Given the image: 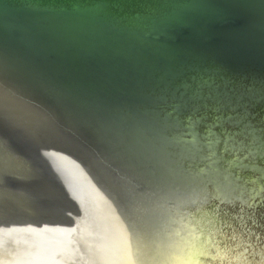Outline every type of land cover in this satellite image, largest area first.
<instances>
[{"label":"water","instance_id":"obj_1","mask_svg":"<svg viewBox=\"0 0 264 264\" xmlns=\"http://www.w3.org/2000/svg\"><path fill=\"white\" fill-rule=\"evenodd\" d=\"M0 264H264V0H0Z\"/></svg>","mask_w":264,"mask_h":264}]
</instances>
